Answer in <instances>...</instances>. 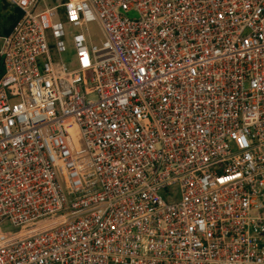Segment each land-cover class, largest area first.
<instances>
[{
  "label": "built area",
  "instance_id": "1",
  "mask_svg": "<svg viewBox=\"0 0 264 264\" xmlns=\"http://www.w3.org/2000/svg\"><path fill=\"white\" fill-rule=\"evenodd\" d=\"M5 1L0 264H264V0Z\"/></svg>",
  "mask_w": 264,
  "mask_h": 264
},
{
  "label": "trees",
  "instance_id": "2",
  "mask_svg": "<svg viewBox=\"0 0 264 264\" xmlns=\"http://www.w3.org/2000/svg\"><path fill=\"white\" fill-rule=\"evenodd\" d=\"M20 17L18 9H10L5 0L0 1V36H6L10 33L13 25ZM0 64V74H1Z\"/></svg>",
  "mask_w": 264,
  "mask_h": 264
},
{
  "label": "rangeland",
  "instance_id": "3",
  "mask_svg": "<svg viewBox=\"0 0 264 264\" xmlns=\"http://www.w3.org/2000/svg\"><path fill=\"white\" fill-rule=\"evenodd\" d=\"M48 3L50 2V0H46ZM69 47H70V45H68ZM65 59L67 60V62L68 63H73V55H72V52H70L69 54H68V56L67 57H65ZM164 197V199L166 200V201H168V199L165 197V196H163ZM7 226H9L8 225V223H6V227ZM8 230H11V228L9 227L8 228Z\"/></svg>",
  "mask_w": 264,
  "mask_h": 264
}]
</instances>
